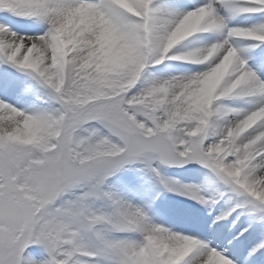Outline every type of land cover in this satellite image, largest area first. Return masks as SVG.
Masks as SVG:
<instances>
[{"label": "snow or ice", "instance_id": "6c2138e0", "mask_svg": "<svg viewBox=\"0 0 264 264\" xmlns=\"http://www.w3.org/2000/svg\"><path fill=\"white\" fill-rule=\"evenodd\" d=\"M0 264H264V0H0Z\"/></svg>", "mask_w": 264, "mask_h": 264}]
</instances>
